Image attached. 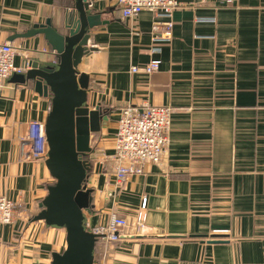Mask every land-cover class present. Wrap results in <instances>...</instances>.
I'll use <instances>...</instances> for the list:
<instances>
[{"label": "crops", "instance_id": "crops-1", "mask_svg": "<svg viewBox=\"0 0 264 264\" xmlns=\"http://www.w3.org/2000/svg\"><path fill=\"white\" fill-rule=\"evenodd\" d=\"M90 1L109 24L94 30L97 51L79 70L109 125L91 139L88 227L113 214L129 223L105 260L99 244L95 264H264V0H178L172 32L157 43L153 12L124 19L119 0ZM73 5L0 0V43L17 49V67L55 65L44 36L20 37L47 20L59 26ZM153 60L161 66L151 76L131 73ZM14 76L0 98V197L21 209L13 225L0 224V264H51L67 244L65 230L34 220L56 183L49 149L39 161L25 154L38 145L31 134L44 139L52 101ZM149 105L173 110L169 146L160 164L117 187L121 112Z\"/></svg>", "mask_w": 264, "mask_h": 264}, {"label": "water", "instance_id": "water-1", "mask_svg": "<svg viewBox=\"0 0 264 264\" xmlns=\"http://www.w3.org/2000/svg\"><path fill=\"white\" fill-rule=\"evenodd\" d=\"M73 2L59 26L47 20L20 37L44 36L57 58L55 65L32 60L25 74L13 77L21 83H33L38 94L52 101L45 125L46 163L56 183L48 189L40 205L42 211L34 219L66 232V248L53 254L51 264H95L98 238L87 220L93 208V190L87 186L92 168L88 158L92 135L109 125L107 111L89 104L90 77L79 70L97 51L89 46L94 30L109 22L102 20L103 14L90 0Z\"/></svg>", "mask_w": 264, "mask_h": 264}, {"label": "built area", "instance_id": "built-area-1", "mask_svg": "<svg viewBox=\"0 0 264 264\" xmlns=\"http://www.w3.org/2000/svg\"><path fill=\"white\" fill-rule=\"evenodd\" d=\"M121 14L124 19H134L143 11L153 12L155 21L152 35L157 43L165 36H170L173 29V16L180 8L178 0H119ZM153 53H159L158 49ZM18 51L9 43H0V98L5 83L12 76L21 74L29 66L17 67L15 58ZM161 62L153 60L143 66L131 67V73L149 77L160 69ZM172 108L146 106L142 110L126 108L121 112L118 130L115 138V170L116 186L122 187L128 178L141 175L148 163L160 164L169 146V134L172 127ZM32 143L27 145L26 161L46 158L47 139L41 140L36 134H31ZM49 149V148H48ZM147 206L144 200L142 208ZM20 206L6 197H0V224L13 225L20 211ZM129 223L125 218L113 214L106 225L97 226L90 231L104 246L103 260L106 259L107 247L118 243L127 236Z\"/></svg>", "mask_w": 264, "mask_h": 264}, {"label": "trees", "instance_id": "trees-1", "mask_svg": "<svg viewBox=\"0 0 264 264\" xmlns=\"http://www.w3.org/2000/svg\"><path fill=\"white\" fill-rule=\"evenodd\" d=\"M98 246H99V242L97 241V244H96V254H97V251H98Z\"/></svg>", "mask_w": 264, "mask_h": 264}]
</instances>
